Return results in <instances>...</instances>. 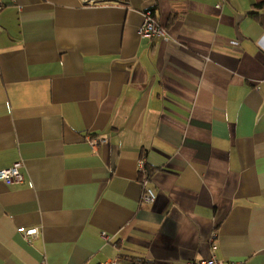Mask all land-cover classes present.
Wrapping results in <instances>:
<instances>
[{
	"label": "crops",
	"instance_id": "obj_1",
	"mask_svg": "<svg viewBox=\"0 0 264 264\" xmlns=\"http://www.w3.org/2000/svg\"><path fill=\"white\" fill-rule=\"evenodd\" d=\"M3 3L0 264H264V0Z\"/></svg>",
	"mask_w": 264,
	"mask_h": 264
},
{
	"label": "built area",
	"instance_id": "obj_2",
	"mask_svg": "<svg viewBox=\"0 0 264 264\" xmlns=\"http://www.w3.org/2000/svg\"><path fill=\"white\" fill-rule=\"evenodd\" d=\"M224 1L225 0H223V2ZM3 6H4L3 0H0V11L3 8ZM222 6L223 3H219L217 5V8L221 9ZM143 16H144V20L141 26L139 27V33L142 37L152 38L155 36H163V37L167 36V32L165 28L158 21L152 10L144 11ZM0 29H1V23H0ZM87 140L94 151L98 149L101 143L106 141V139L103 137H96L91 135L87 136ZM139 165H140V170L143 173V177H142V183L144 185L143 197L147 201H154L156 194L154 190L148 185L151 174L147 168L146 159L145 158L140 159ZM21 167H22V162L18 161L11 166L0 169V179L4 180L8 184L22 182L24 179V175L21 171ZM19 231L23 233L24 237L27 240H31L32 238H35L39 235L40 228L38 226L29 227V228L22 226L19 228ZM102 234L106 239H109V235L107 234V232H103ZM210 242L213 250L218 248V233L216 231L212 233ZM40 264H47V262L44 261ZM101 264H123V256L121 254L120 255L118 254L116 257L109 259L105 262H102ZM135 264H141V263L136 262ZM188 264H246V263L244 260H228V259L219 258L215 254H212L209 257H203L201 259L192 260Z\"/></svg>",
	"mask_w": 264,
	"mask_h": 264
}]
</instances>
